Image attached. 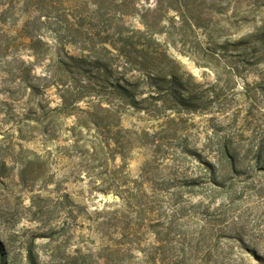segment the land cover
I'll return each mask as SVG.
<instances>
[{
    "label": "rangeland",
    "instance_id": "374dc122",
    "mask_svg": "<svg viewBox=\"0 0 264 264\" xmlns=\"http://www.w3.org/2000/svg\"><path fill=\"white\" fill-rule=\"evenodd\" d=\"M245 5H224L213 33L186 29L181 53L170 51L205 108L158 118L124 108L111 151L93 130L70 132L76 118L36 108L43 96L28 95L0 61V264H264V49L246 55L236 44L252 30L233 17ZM19 25L3 28L12 42ZM43 33L53 46L66 39L56 21ZM45 70L36 64L35 73ZM44 98L60 103L54 87ZM186 147L210 167L176 156ZM185 176L195 184L181 186Z\"/></svg>",
    "mask_w": 264,
    "mask_h": 264
},
{
    "label": "trees",
    "instance_id": "16d2710c",
    "mask_svg": "<svg viewBox=\"0 0 264 264\" xmlns=\"http://www.w3.org/2000/svg\"><path fill=\"white\" fill-rule=\"evenodd\" d=\"M261 1L0 0V61L5 71L11 67L28 95L43 96L37 99L36 108L46 109L47 114L76 118L70 132L93 130L105 137L101 146L111 151V145L119 144L117 134L121 130L120 114L124 108L144 111L152 118L164 116L166 112L179 116L182 111L203 110L204 96L198 90L199 83L191 73L181 69L171 49L181 53L178 45L184 46L186 29L213 33V26L223 20L217 17L225 14L223 6L233 2L246 3L233 17L239 13L238 19L252 27L236 44L243 46L246 55L249 51L264 49V4L259 3ZM10 19L13 24L20 23L14 30L13 42L3 30ZM51 21L62 24L66 38L65 41L59 39L57 46L43 33V28ZM222 36L221 33L209 38ZM209 38L207 42L211 44ZM66 44L79 53H70L65 49ZM228 44L222 43L223 51L228 50ZM205 51L215 54L209 48ZM44 62L45 72L35 73L36 64ZM50 87L58 91L60 103L56 107L44 104V91ZM169 116L166 121L173 122L175 118ZM34 120L39 123L38 118ZM145 135L150 137L145 144H155L154 134L145 131ZM220 153L228 156L226 150ZM176 156H192L203 168L210 167L208 159L188 147ZM168 160L177 159L168 157ZM29 163L31 161L27 165ZM195 181L185 176L181 186L194 185ZM148 188L153 189V183H148ZM163 192H169L168 187ZM130 198L132 194L122 197L126 203ZM103 219L102 225L107 227L113 220L111 212L105 211ZM115 251L119 253L121 249Z\"/></svg>",
    "mask_w": 264,
    "mask_h": 264
}]
</instances>
